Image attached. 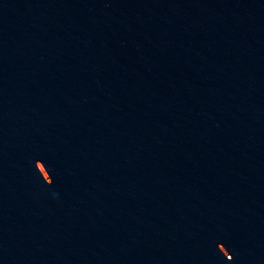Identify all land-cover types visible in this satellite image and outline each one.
Returning a JSON list of instances; mask_svg holds the SVG:
<instances>
[{
	"label": "water",
	"instance_id": "water-1",
	"mask_svg": "<svg viewBox=\"0 0 264 264\" xmlns=\"http://www.w3.org/2000/svg\"><path fill=\"white\" fill-rule=\"evenodd\" d=\"M0 264H264V0H0Z\"/></svg>",
	"mask_w": 264,
	"mask_h": 264
}]
</instances>
